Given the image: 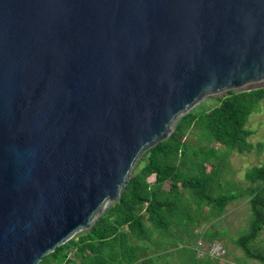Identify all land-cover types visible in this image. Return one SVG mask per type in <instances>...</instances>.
<instances>
[{"label":"water","instance_id":"95a60500","mask_svg":"<svg viewBox=\"0 0 264 264\" xmlns=\"http://www.w3.org/2000/svg\"><path fill=\"white\" fill-rule=\"evenodd\" d=\"M264 81V0H0V264L117 203L210 95Z\"/></svg>","mask_w":264,"mask_h":264},{"label":"trees","instance_id":"16d2710c","mask_svg":"<svg viewBox=\"0 0 264 264\" xmlns=\"http://www.w3.org/2000/svg\"><path fill=\"white\" fill-rule=\"evenodd\" d=\"M262 102L264 86L231 90L215 108L183 116L167 140L144 154V165L134 170L119 201L89 231L77 234L40 264H161L176 253L189 255L181 264H212L210 259L197 260V252L181 244L194 239L196 226L221 218L243 195L220 193L219 154L209 147L197 149L191 140L218 143L240 154L261 150L264 143L250 142L254 132L247 124ZM152 176L155 181L150 183ZM246 179L251 185L264 182V166L250 169ZM249 191L250 229L232 242L247 258L264 264V252L255 248L264 231V192L253 187ZM205 209L209 213L202 216ZM202 237L211 245L224 239L218 232L206 231Z\"/></svg>","mask_w":264,"mask_h":264},{"label":"rangeland","instance_id":"374dc122","mask_svg":"<svg viewBox=\"0 0 264 264\" xmlns=\"http://www.w3.org/2000/svg\"><path fill=\"white\" fill-rule=\"evenodd\" d=\"M263 86L264 81L247 85L241 90H250ZM227 94L228 91H224L210 95L193 108L192 111L197 113L207 112L215 108ZM247 127L254 132L250 138V142L253 145L256 146L259 143H264V102H262L257 111L249 117ZM191 144L197 149L200 147H202L200 149L212 148L219 154L220 160L217 159L216 163L223 166V187L220 193L240 194L243 195V197L230 203L226 208L225 214L221 218L211 223L203 221L201 225L196 226L194 239L190 242L185 240L181 245L188 246L190 250L197 252V260L210 259L212 264H261L258 261L247 258L244 252L233 244L232 239L247 233L250 229L252 214L250 206L251 193L249 188H258L264 192V182L251 185L246 179V173L250 169L264 166V147L261 150L255 149L249 154H240L235 151H229L218 143H201L193 139L191 140ZM143 165L144 163L140 160L135 169L139 170ZM208 169L210 170L211 167L208 166ZM149 182L152 183V177L149 179ZM166 186L169 187V184ZM208 213L209 209H205L202 216ZM206 231L212 233L218 232L221 236H224V239L216 240L211 245L202 237ZM215 244H220L225 253L221 256L212 253V246ZM255 248L264 252V231H262ZM155 254H157V251H155L154 255ZM188 258L189 255L187 254L179 255L176 253L162 260L161 264H165L167 261H169L170 264H181L182 261ZM72 259L74 260V256H72Z\"/></svg>","mask_w":264,"mask_h":264},{"label":"built area","instance_id":"2783aa9c","mask_svg":"<svg viewBox=\"0 0 264 264\" xmlns=\"http://www.w3.org/2000/svg\"><path fill=\"white\" fill-rule=\"evenodd\" d=\"M212 253L221 256L222 254L225 253V251L223 250V247L220 244H215L212 246Z\"/></svg>","mask_w":264,"mask_h":264},{"label":"crops","instance_id":"0c3cea01","mask_svg":"<svg viewBox=\"0 0 264 264\" xmlns=\"http://www.w3.org/2000/svg\"><path fill=\"white\" fill-rule=\"evenodd\" d=\"M155 181V176H152V183Z\"/></svg>","mask_w":264,"mask_h":264}]
</instances>
